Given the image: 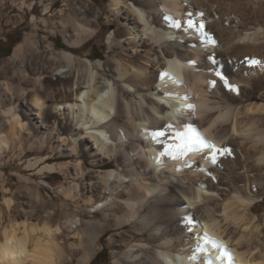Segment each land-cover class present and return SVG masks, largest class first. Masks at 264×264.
<instances>
[{"label":"bare ground","instance_id":"1","mask_svg":"<svg viewBox=\"0 0 264 264\" xmlns=\"http://www.w3.org/2000/svg\"><path fill=\"white\" fill-rule=\"evenodd\" d=\"M62 2L61 20L40 18L35 28L51 24L66 48L54 51L49 36L39 42L34 35L15 49L34 55L31 71L44 81L23 102V92L7 105L0 95V150L17 143L22 126L28 137L36 131L41 147L51 143L72 158L42 157L28 167L62 173L68 182L60 194L86 212L56 226L49 214L38 226L25 224L20 237L18 225L3 230L0 264L67 262V239L68 260L89 264L103 236L112 264H264V210L255 209L264 203V0H108L104 9L93 0ZM107 25L104 59L76 54ZM166 66L172 74L183 68L182 82L164 74L157 82ZM210 69L239 94L219 81L213 89ZM182 115L188 120L181 123L234 154L215 167L200 152L180 155L170 136L153 135ZM203 232L223 246L213 247Z\"/></svg>","mask_w":264,"mask_h":264},{"label":"rangeland","instance_id":"2","mask_svg":"<svg viewBox=\"0 0 264 264\" xmlns=\"http://www.w3.org/2000/svg\"><path fill=\"white\" fill-rule=\"evenodd\" d=\"M93 2L95 6L104 9L108 0H93ZM47 6H50L51 13L44 16V9ZM65 7L62 0H0V95L6 99L5 105L8 104L9 99L16 101L17 92L25 93V96L23 94L18 99L23 102L27 98L28 89L33 88L39 91L41 82L44 81L38 73L31 71L34 55L25 54V51L19 56L15 55L17 46L23 45L28 37L36 35L41 42L47 35L53 44L54 51L66 48L63 37L58 32L53 31L51 24L48 29L39 30L35 28V21L37 22L40 18H49L51 23L61 20V9ZM100 20L102 23V17ZM110 28V25L101 27L95 37L78 48L76 54L82 56L85 53H90L93 56L92 60L104 59L108 48V30ZM7 46L12 47L9 56H6ZM98 56L99 58H97ZM36 66L38 67V65ZM55 78L56 76L49 74L48 80L54 81ZM7 86H10L12 90L6 89ZM21 110L22 106L18 105L15 112L25 120L23 118L24 111ZM7 118L3 119L7 120ZM27 127V125L21 127V136L17 143L10 140V147L0 150V239L3 230L14 228V225H18L16 234L19 237L22 236L25 224L26 227L28 224L38 226L46 221L49 214L52 225L56 226L63 223L66 218L73 217L75 221H78V214L86 212L84 208L78 209L72 199H66L60 194V186L66 185L68 182L62 173H39L38 168L30 169L28 167L30 161L42 157L48 158L46 159L47 163H62L72 157H62L59 151L52 149L51 143L41 147L37 141L39 139L37 132L32 130V134L28 137L29 128ZM31 145L33 146L31 147ZM112 162L114 166L115 161L112 160ZM8 198L13 201L10 207H6L4 203V200ZM258 203L259 205L255 209L261 213L264 210V203ZM30 213L36 215L31 219ZM40 233L36 234L41 236L42 233ZM60 241L63 243L62 240ZM99 242V248L89 264H112L113 254L105 244V236L101 237ZM70 243L71 240L67 239L63 244L67 262H61V264H75V259L69 261L67 258L70 253L68 247ZM96 255H98L97 259L92 262ZM23 264L28 263L25 261Z\"/></svg>","mask_w":264,"mask_h":264},{"label":"snow or ice","instance_id":"3","mask_svg":"<svg viewBox=\"0 0 264 264\" xmlns=\"http://www.w3.org/2000/svg\"><path fill=\"white\" fill-rule=\"evenodd\" d=\"M194 14L195 13H193V15ZM200 17L201 19H203L204 13L201 12ZM187 23L188 26L191 27L192 21L190 18ZM181 24L182 22H177L175 20L171 21V25L176 29H179L181 27ZM199 27L206 28V25L201 23L199 24ZM197 67L199 66L197 65ZM210 71L213 72L216 78L209 81V84L213 89L217 87V81H219L222 90L239 94V90L234 89L231 86L229 78H227L225 74H223L221 71H215L214 69H210ZM182 126L184 129L183 131H174L172 125L161 123L158 126V130L154 131L153 135L158 139L172 136L174 141L173 147L179 152L180 155L200 152L202 154V158H206L215 167L219 166L221 158H227L234 154L233 150L230 147H217L215 144L207 141L191 125H187L182 121ZM203 239L207 240V237H203ZM212 243L215 242L213 241ZM208 264H212V262L209 261Z\"/></svg>","mask_w":264,"mask_h":264},{"label":"trees","instance_id":"4","mask_svg":"<svg viewBox=\"0 0 264 264\" xmlns=\"http://www.w3.org/2000/svg\"><path fill=\"white\" fill-rule=\"evenodd\" d=\"M11 49H12V47H10V46H7V47H6V50H7V52H6V56H9V55H10ZM97 58H99V57H97ZM97 256H98V255L95 256V258L93 259L92 262H94V261L97 259ZM110 261H111V260H110Z\"/></svg>","mask_w":264,"mask_h":264}]
</instances>
